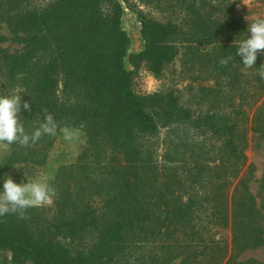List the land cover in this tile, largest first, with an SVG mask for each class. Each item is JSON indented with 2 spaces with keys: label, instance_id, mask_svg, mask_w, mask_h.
<instances>
[{
  "label": "trees",
  "instance_id": "trees-1",
  "mask_svg": "<svg viewBox=\"0 0 264 264\" xmlns=\"http://www.w3.org/2000/svg\"><path fill=\"white\" fill-rule=\"evenodd\" d=\"M155 1L174 13L139 12L144 47L130 53L116 0H0V30L10 35L0 36V94L31 104L20 118L29 134L45 113L58 125L35 144L10 145L0 186L14 165H45L61 128L85 135L75 162L58 169L49 204L0 217V252L10 255L0 264H264L242 259L264 247L245 153L249 131L264 140V53L253 67L235 55L252 22L237 16L238 0ZM187 49L198 80L215 79L189 91L216 110L197 113L175 90H135L140 69L161 79ZM240 89L250 122L229 99ZM216 227H229L230 248Z\"/></svg>",
  "mask_w": 264,
  "mask_h": 264
},
{
  "label": "rangeland",
  "instance_id": "rangeland-1",
  "mask_svg": "<svg viewBox=\"0 0 264 264\" xmlns=\"http://www.w3.org/2000/svg\"><path fill=\"white\" fill-rule=\"evenodd\" d=\"M116 1L120 2L124 8L122 23L124 30L127 32L132 42L130 53H139L144 47L140 34L139 12H145L148 15L159 18L168 15L167 12L174 13V10L167 8L165 4L155 0ZM235 12L238 17L242 18L243 22H253L257 18L264 17V0H238L235 6ZM0 36L7 38L10 37L9 32L5 27L0 30ZM9 45L10 42L3 43V47H8ZM187 52V55L183 57L181 61H177L161 79H156L146 70V68L140 69L135 80V90L142 95L159 92L168 93L169 91L175 90L180 92L179 94L182 96L184 102H186L187 105L193 106V110L197 113L216 110L217 106L212 103L198 106L194 99V95L190 93V86H214L215 79H213L211 75L202 74V78L198 80V71L194 69V71H191L192 68L190 67L192 64L191 60L193 61V59H195L192 53H195L190 49H187ZM128 68L133 70L132 66L129 65V62ZM243 91V89H240V91L233 92L234 95H230L229 99L233 100L232 102H235V104L242 106L245 117L250 122L253 110L249 108L247 101H244ZM75 132L77 134V139L71 142L66 141L63 134L59 137L55 146L49 153L45 165L38 166L30 163L17 164L14 166L22 168H16L13 166L3 174L2 179H6L7 175H10L16 182H20L22 179L27 182L24 177L25 172L29 179L46 181L49 186L54 189V182L58 169L74 163L85 145V135L80 131ZM164 139L165 135L162 131V134L156 139L154 145L157 156L165 153ZM246 139L247 145L245 153L248 159V165L253 164L256 168L250 188L252 193L256 196L258 206L261 208L262 214L264 215V193L261 190V179L264 172V140L251 131L247 133ZM10 156L11 147L9 145L0 144V163H6ZM228 215H231V209L228 210ZM215 232L217 238L222 239L230 248L232 243V233L229 227H216ZM5 257H10V255L0 252V262ZM252 258L264 261V247L255 251H248L242 257L243 260ZM174 264H180V262L177 261Z\"/></svg>",
  "mask_w": 264,
  "mask_h": 264
},
{
  "label": "clouds",
  "instance_id": "clouds-1",
  "mask_svg": "<svg viewBox=\"0 0 264 264\" xmlns=\"http://www.w3.org/2000/svg\"><path fill=\"white\" fill-rule=\"evenodd\" d=\"M246 33V39L238 42L235 55L242 58L244 66L253 67L256 65L258 55L264 53V17L255 19L251 24L247 23ZM260 77L264 79V72L260 73ZM21 94L20 92L0 94V144L10 146L19 143L30 146L39 141L43 135L53 136L57 133V122L50 113H45L44 119L34 131L30 134L26 132L20 118L24 116L23 111H31V104L24 100ZM60 131L66 141L77 139L76 132L69 127H63ZM24 177L27 182L24 179L16 182L10 175L2 179L0 217L7 214L23 216L25 210L30 207L51 202L55 193L46 181L29 179L25 172Z\"/></svg>",
  "mask_w": 264,
  "mask_h": 264
}]
</instances>
